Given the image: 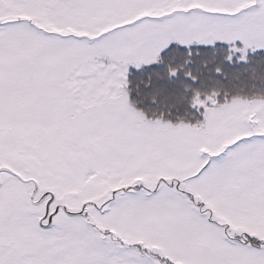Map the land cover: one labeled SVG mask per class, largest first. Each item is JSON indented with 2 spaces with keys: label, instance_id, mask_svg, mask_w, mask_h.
Instances as JSON below:
<instances>
[{
  "label": "snow or ice",
  "instance_id": "1",
  "mask_svg": "<svg viewBox=\"0 0 264 264\" xmlns=\"http://www.w3.org/2000/svg\"><path fill=\"white\" fill-rule=\"evenodd\" d=\"M0 264H264V0H0Z\"/></svg>",
  "mask_w": 264,
  "mask_h": 264
}]
</instances>
